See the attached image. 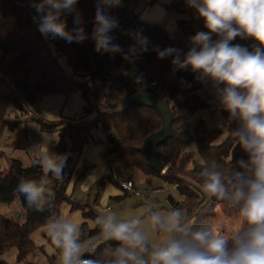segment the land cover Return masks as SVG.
<instances>
[{
	"label": "trees",
	"instance_id": "obj_1",
	"mask_svg": "<svg viewBox=\"0 0 264 264\" xmlns=\"http://www.w3.org/2000/svg\"><path fill=\"white\" fill-rule=\"evenodd\" d=\"M31 5L32 0H0V133L4 128L14 130L20 124L8 117L12 109L23 110L42 94L68 95L79 92L84 100L83 117L93 113L92 118L60 120L50 126L37 118L42 128H52L53 125L58 127V136L53 146L55 154L82 151L92 137L91 130L100 125L108 132L105 148L107 155L122 159L132 169L154 175L161 182L175 185L179 198L166 195L169 209H185L187 218L193 220V228H199L206 217L214 213L212 208L216 204L225 215L237 213L238 206L205 196L198 173L202 165L215 163L221 171L227 172L229 179H233L236 172L250 175V172L239 168L237 164L241 159L247 160L248 154L238 144L233 148L234 141L230 136V131L239 127V121L229 119L228 113L221 109L224 122L230 130L227 134L223 135L221 127L209 129L205 119L201 117L191 124L190 119L194 114L208 105L203 83L191 70L176 69L172 64V56L163 59L157 57L156 50L168 47L179 49L182 54L186 53L190 47L189 38L197 32V28L208 31L195 8L187 0H176L177 9L186 11L188 17L178 21L174 34L158 23H146L142 30H138L142 36L147 37L148 50L142 52L134 63L123 59L122 54L117 59L120 75L108 85L105 77L111 54L95 51L91 38L82 43L46 38L38 30L34 20L37 14ZM95 6L96 0H78L76 6L83 21L78 27H83L89 37L94 25ZM107 12L119 22V26L110 32L112 42L118 44L119 27L127 21L131 10L128 6H118L108 8ZM62 18L66 20L67 30H72L73 15ZM219 38L212 34L213 41ZM134 43L131 38L130 46ZM230 43L249 51L260 47L251 37L238 36ZM61 56L65 58L70 73L60 60ZM132 73L142 76L141 81L145 82L143 89L168 102L175 115L172 136L158 146L159 158L165 164L164 171L156 172L151 169L146 157L138 149L146 135L161 127V116L156 109L132 103L124 111L114 112L126 96L138 90L134 88L137 82ZM151 81L155 83L149 85ZM0 158L6 163L4 167L0 165V201L11 202L17 199L21 206V212L15 218L0 212V255L15 247L16 260L25 259L37 247L32 239L33 231L46 226L51 216L59 217L64 203L68 205L69 211L80 210L82 216L92 222L91 226L85 220L80 222L81 241L100 233L99 227H93L99 213L90 204L73 200L67 192L73 176V166L70 164L73 156L66 158L63 182H53L55 199L43 212L30 208L18 192L21 180L38 179L43 174V169L35 167L34 160L31 164L24 165L20 158L5 155L2 151ZM122 174L121 167L116 164L110 169L108 178L120 187ZM79 177L80 175L74 178L75 185ZM42 236L54 249L51 254H46L47 259L59 257V251L53 247L45 230L42 231ZM115 244L114 241L100 242L94 250L85 252L82 258L106 261ZM231 247L232 242L229 241V248Z\"/></svg>",
	"mask_w": 264,
	"mask_h": 264
},
{
	"label": "clouds",
	"instance_id": "obj_2",
	"mask_svg": "<svg viewBox=\"0 0 264 264\" xmlns=\"http://www.w3.org/2000/svg\"><path fill=\"white\" fill-rule=\"evenodd\" d=\"M78 0H32L37 14L34 20L46 38L82 43L91 38L100 53H123V59L134 63L147 51L148 39L131 32L134 39L127 52L113 43L110 32L119 26L108 8L118 7L121 0H96L94 25L90 37L85 33ZM203 19L207 32L197 31L189 38L186 53L168 47L156 50L157 57L172 56L176 69L191 70L202 82L211 81L219 105L229 119L239 121L230 131L234 144L247 154L239 160L240 172L229 179L213 164H204L198 173L202 192L209 199L225 200L239 208L241 228L228 237L214 235L206 227L193 228L185 212L179 208L161 210L150 205L127 217L114 209L97 215L93 227H99V241L116 242L106 261L82 258L94 250L93 241H81V224L66 217L51 216L47 235L59 251L58 264H264V0H187ZM73 15L72 30H67L62 17ZM212 34L220 37L212 40ZM251 37L260 47L249 51L230 42L236 37ZM129 74V73H125ZM140 82L142 76L132 73ZM223 87H219V85ZM66 156L43 148L33 161L43 169L38 179L21 180L18 192L27 205L37 212L49 208L55 199L53 182H63ZM246 225V226H245ZM164 234L163 240L150 247L152 233ZM229 241L232 247L229 248Z\"/></svg>",
	"mask_w": 264,
	"mask_h": 264
},
{
	"label": "rangeland",
	"instance_id": "obj_3",
	"mask_svg": "<svg viewBox=\"0 0 264 264\" xmlns=\"http://www.w3.org/2000/svg\"><path fill=\"white\" fill-rule=\"evenodd\" d=\"M122 3H125L130 8V10L138 14L140 20L143 22L150 24H161L169 33L172 34L177 31L178 21L188 17L186 11L177 9L176 0H121V4ZM197 31L200 30L197 28ZM1 54L2 50L0 48V57ZM60 60L64 64L66 71L70 73L71 70L65 63V58L61 56ZM195 75L197 76V73H195ZM202 83L206 89L208 105L200 108L190 119V122L193 124L197 118L201 117L206 120V124L209 129L221 127L223 129V135H225L230 130L227 124L224 122V118L221 113L222 107L219 105L215 88L213 87L211 81ZM219 87H223V85L221 84ZM83 103L84 100L82 99L79 92H73L68 95L63 93H52L39 95L37 100L32 105L26 108L24 107L23 110L12 109L8 114V117L11 120L19 121L20 124L14 130L4 128V130L0 133V151H2L5 155L7 154L12 157L20 158L22 163L25 165L31 164L32 161L37 158V154L43 148L48 147L49 151L54 153L53 146L58 136V127L53 125L52 128H42L41 123L37 120V118L47 122L49 126L51 124H56L60 120L76 121L84 117L92 118L93 113L83 117ZM91 132L92 137H90L89 141L84 146L79 157L77 156L81 151L58 154L66 156V158L70 155L73 156V160L70 163L73 166V180H71V182L72 186L76 189L75 191H78L76 193L77 196L84 197L86 200H89L92 197L89 203L93 207V205H95V194L96 196L98 195L99 200L97 207L101 210L107 203H112V206L115 205V202L109 198L108 194L112 189H118L119 191L122 190L118 185L108 178L110 169H112L117 163H106L104 170L99 175L95 174V172L98 170L97 156H99V158L102 160H119L125 165L126 163L122 159H117L114 156L107 155L105 153L104 145L107 144V131L98 125L94 127ZM33 136H35L36 139H34ZM87 148H94L92 157H90L92 150H87ZM5 164V160L0 158L1 167H4ZM78 175H80V179L75 185L73 181ZM92 176H95L96 179L91 180ZM120 178L133 179V177H129L128 175L126 176L125 173H123ZM89 180L91 182H95V186L91 189V191L88 190L90 194H87L88 191L82 193L80 191L83 188L82 186ZM160 184L166 186L169 194L173 195L175 198H179V194L177 193L174 184L165 182ZM142 185L144 184L139 183V187H142ZM155 191L156 190L148 189L144 195L133 193L124 195L123 192H119L122 194L120 199L121 203H123L125 206L126 217L129 215H135L150 205H155L161 210L169 209L166 194L161 190L159 193H155ZM153 194L159 195L158 199L154 203L150 202L148 198L152 197ZM78 197L74 196L73 198L77 199ZM140 200H142V202H140ZM206 202H204V204ZM63 205L65 206L66 203ZM112 209H114V207ZM212 209L214 210V213L211 216L206 217L199 227H203L205 223H210V231L214 235L218 234L225 237L229 234H233L237 229L240 228L241 224L238 215L239 211L232 214L231 216H228L221 211V208L218 204L214 205ZM102 211L103 210H101V212ZM183 211L185 214H187L185 209ZM0 212L8 217L12 216L15 218L17 217V214L21 212V206L17 199L11 202L0 201ZM101 212L99 211L98 213L101 214ZM71 219H73V217H71ZM188 222L192 224L193 220L188 218ZM43 230L46 231V226L33 231L32 239L37 247L34 249V251L28 253L25 259L22 261H17V249L12 247L0 255V264H58L56 258L49 260L46 257V254H51L54 252V249L42 236ZM163 238V233H152L150 237V245L155 246L159 244Z\"/></svg>",
	"mask_w": 264,
	"mask_h": 264
},
{
	"label": "crops",
	"instance_id": "obj_4",
	"mask_svg": "<svg viewBox=\"0 0 264 264\" xmlns=\"http://www.w3.org/2000/svg\"><path fill=\"white\" fill-rule=\"evenodd\" d=\"M206 121V120H205ZM105 148H106V145H104ZM91 148H87V150H89ZM94 148H92V152L90 153V157H92V154L94 153ZM82 153V151L80 153H78V156ZM97 162H98V170L95 172L96 175H99L103 170H104V167L106 166V163H110V162H113V163H117L119 164V166L121 167L123 173L126 174V176H131L133 177V182H134V185L136 186V188H140V190H145L147 191L148 189H151V190H156L155 193H159V191L161 190L162 192H164L166 195L168 193V189L166 188V186L160 184L162 183L159 178H157L156 176L154 175H147L145 174L144 172L140 171V170H137V169H132L131 167L123 164L121 161H117V160H102L99 158V156H97ZM25 165V164H24ZM28 165V164H27ZM129 173V174H127ZM95 175V176H96ZM95 176H92L91 177V180H94L96 179ZM104 179V177H103ZM71 180H73V177L71 178ZM70 180V183L67 187V192L68 194L70 195V197L75 200V201H78V202H81V203H87V204H90V200L91 198L88 200L84 199V197H78L77 196V192L78 191H75L76 189L72 186V182ZM139 183H142L144 185H142V187H139ZM83 185V184H82ZM95 186V182H91L90 180L87 182V183H84V185L82 186V190H80L82 193H84L85 191L87 192L88 190L91 191V189ZM122 191H119L118 189H112L108 194H109V198L111 200H113L115 202V205L112 206V203H107L105 206H103V208L101 210H103L102 212L108 210V209H112L114 207V210H117L121 216L123 217H126V211H125V206L123 205V203H121V199L118 197V196H121L122 194L119 193V192H123L124 195L128 194L126 193L125 190H123L122 188H120ZM88 191L87 194H90V192ZM145 194V193H144ZM144 194H141V195H144ZM169 194V193H168ZM76 196L78 197L77 199H74L73 197ZM148 197V196H147ZM159 195L157 194H153L152 197H148L150 202L154 203L157 199H158ZM98 200H99V196L95 194V197H94V202H95V205H93V208L97 211V212H101L100 209H98L97 205H98ZM113 202V203H114ZM140 202H142V200H140ZM117 206V207H116ZM116 207V209H115ZM98 209V210H97ZM101 212V213H102ZM72 213V214H71ZM60 217H66V218H71L73 217V219L81 222L83 220L86 221V223L91 226L92 225V222L91 220L89 219H86L82 216L81 214V211L80 210H73L71 212H69L68 210V205L66 204L65 206H61V211H60ZM99 234L89 238V239H86L84 242L86 241H93L94 242V247H96L101 241H99ZM36 249V248H35ZM57 259V263H58V260H59V257L56 258Z\"/></svg>",
	"mask_w": 264,
	"mask_h": 264
},
{
	"label": "water",
	"instance_id": "obj_5",
	"mask_svg": "<svg viewBox=\"0 0 264 264\" xmlns=\"http://www.w3.org/2000/svg\"><path fill=\"white\" fill-rule=\"evenodd\" d=\"M132 103L152 107L161 116V127L146 135L141 145L138 146V149L146 157L148 166L154 171L160 172L165 164L159 158L158 146L172 136V123L175 120V115L168 102L158 99L146 89L137 90L126 96L114 109V112H122ZM35 167L41 168L39 165H35Z\"/></svg>",
	"mask_w": 264,
	"mask_h": 264
},
{
	"label": "built area",
	"instance_id": "obj_6",
	"mask_svg": "<svg viewBox=\"0 0 264 264\" xmlns=\"http://www.w3.org/2000/svg\"><path fill=\"white\" fill-rule=\"evenodd\" d=\"M127 6L125 3L120 4V7ZM146 23L140 20L139 15L134 13L132 10L128 16L127 21L122 24L119 27L120 34L118 36V45L121 46V48L127 52L130 42H131V36L129 33L131 32H137L138 30H142L145 27ZM123 53H116V54H111L110 59H109V65H108V71L106 73V81L107 84L109 85L111 82L113 83L116 81L119 77V67H118V58L122 55ZM155 82L151 81L149 85H153ZM145 85L144 81L137 82L134 84V88L140 90L143 89ZM34 139H36L35 136H33ZM164 171V169H162ZM120 187L125 190L128 194H144L146 191L145 190H140L136 188L134 185V182L130 178H123L119 182ZM210 223H205L203 227H206L210 229Z\"/></svg>",
	"mask_w": 264,
	"mask_h": 264
}]
</instances>
